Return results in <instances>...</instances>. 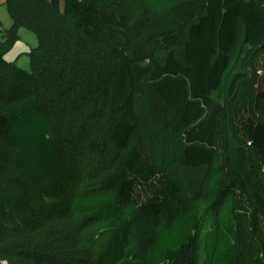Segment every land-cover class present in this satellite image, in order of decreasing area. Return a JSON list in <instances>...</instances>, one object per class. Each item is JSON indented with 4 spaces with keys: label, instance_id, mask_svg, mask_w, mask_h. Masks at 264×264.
Returning a JSON list of instances; mask_svg holds the SVG:
<instances>
[{
    "label": "trees",
    "instance_id": "16d2710c",
    "mask_svg": "<svg viewBox=\"0 0 264 264\" xmlns=\"http://www.w3.org/2000/svg\"><path fill=\"white\" fill-rule=\"evenodd\" d=\"M4 3L0 264H264V0Z\"/></svg>",
    "mask_w": 264,
    "mask_h": 264
},
{
    "label": "crops",
    "instance_id": "0c3cea01",
    "mask_svg": "<svg viewBox=\"0 0 264 264\" xmlns=\"http://www.w3.org/2000/svg\"><path fill=\"white\" fill-rule=\"evenodd\" d=\"M0 23H1V30L5 35L8 28H4L3 20L1 17H0ZM24 31L25 30L21 29L20 31L21 39L16 43L13 49L7 54V58L11 61L16 62L22 68H25L28 70V68H30L29 52L32 47L37 45L38 39H37V36L36 37L31 36V34L24 32ZM24 39H27L28 42L25 43V45H23L22 47H20L19 45L22 43V41H24Z\"/></svg>",
    "mask_w": 264,
    "mask_h": 264
},
{
    "label": "rangeland",
    "instance_id": "374dc122",
    "mask_svg": "<svg viewBox=\"0 0 264 264\" xmlns=\"http://www.w3.org/2000/svg\"><path fill=\"white\" fill-rule=\"evenodd\" d=\"M0 17L3 20L4 28H9L11 26V24H12V18L10 16V14L8 12V9H7V6H6V4L4 3L3 0H0ZM23 30H25L24 32H27V33L31 34V36H35L36 37L35 33H33L32 31H29L28 29H23ZM3 37H4V33L1 30L0 31V39H3ZM27 42H28V40L24 39V41H22V43L19 46L22 47ZM28 70H30V68H28Z\"/></svg>",
    "mask_w": 264,
    "mask_h": 264
},
{
    "label": "built area",
    "instance_id": "2783aa9c",
    "mask_svg": "<svg viewBox=\"0 0 264 264\" xmlns=\"http://www.w3.org/2000/svg\"><path fill=\"white\" fill-rule=\"evenodd\" d=\"M0 31H1V23H0Z\"/></svg>",
    "mask_w": 264,
    "mask_h": 264
}]
</instances>
